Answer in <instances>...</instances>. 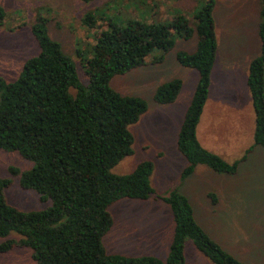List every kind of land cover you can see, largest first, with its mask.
<instances>
[{"label":"trees","instance_id":"1","mask_svg":"<svg viewBox=\"0 0 264 264\" xmlns=\"http://www.w3.org/2000/svg\"><path fill=\"white\" fill-rule=\"evenodd\" d=\"M95 0H83L92 3ZM195 14L191 27L184 15L169 23L105 20L107 29L96 32L90 57L85 60L88 84L79 79L74 61L51 39L48 21L38 17L31 26L38 53L24 62L14 81L0 77V150L18 153L32 169L10 168L23 190L35 191L44 210L22 211L10 205L5 191L10 178H0V238L16 233L19 239L0 243V254L28 248L36 264H185V244L191 241L211 264H249L228 253L196 222L190 201L177 191L158 198L172 213L173 234L164 261L154 256L128 257L109 253L104 237L113 226L110 208L122 199L148 200L154 193L152 161L117 175L112 169L133 154L129 127L147 112L146 100L124 96L110 86L113 77L125 75L147 63L155 50L163 62L175 47L173 36L196 35V49L178 51L177 63L198 74L197 84L177 134L176 147L186 160L181 181L205 166L215 173L234 174L254 146L264 150V0L260 1L258 37L260 53L249 64L247 87L254 112L253 145L239 160L228 163L203 148L197 126L208 99L217 40L213 11L216 0ZM6 18L0 6V27ZM96 13L81 18L87 29L96 27ZM182 81L161 84L153 95L158 105H171ZM215 202V199H214Z\"/></svg>","mask_w":264,"mask_h":264},{"label":"rangeland","instance_id":"2","mask_svg":"<svg viewBox=\"0 0 264 264\" xmlns=\"http://www.w3.org/2000/svg\"><path fill=\"white\" fill-rule=\"evenodd\" d=\"M206 0H0L6 18L0 27V77L14 81L24 62L37 55L38 47L31 35V26L40 16L48 21L51 39L75 63L83 85L88 84L85 60L90 57L96 32L107 29L105 20L118 23L139 20L146 23H169L176 15H184L194 29L195 14ZM261 0H216L213 11L217 40L216 60L211 72L208 98L197 129L200 143L217 148L215 154L228 163L239 160L253 145L254 112L247 87L250 62L260 53L258 37ZM96 13V27L87 29L81 18ZM175 47L163 62L152 60L161 55L155 50L147 63L125 75L112 78L110 86L124 96L147 101L148 110L129 127L134 137L133 154L112 172L128 174L143 161H152L151 186L154 193L148 200L122 199L110 208L113 226L103 244L111 254L128 257L154 256L164 261L173 234L170 208L159 199L177 191L188 198L196 222L224 250L249 264H264V150L254 146L239 163L236 173H215L197 166L194 173L181 181L186 160L176 147L177 131L189 105L198 80L195 70L180 66L178 51L192 53L196 35L184 39L175 34ZM173 79L182 81V89L172 105L153 101L156 89ZM201 143V144H202ZM231 161V162H230ZM33 164L18 153L0 150V178H10L5 191L7 202L22 210H44L50 201L42 202L32 190L19 186V177L10 168L32 169ZM157 197L159 199H157ZM215 199V202H214ZM16 233L0 238L19 239ZM0 264H36L28 248H16L0 254ZM185 264H211L194 247L185 244Z\"/></svg>","mask_w":264,"mask_h":264},{"label":"crops","instance_id":"3","mask_svg":"<svg viewBox=\"0 0 264 264\" xmlns=\"http://www.w3.org/2000/svg\"><path fill=\"white\" fill-rule=\"evenodd\" d=\"M208 96H210V95H208ZM208 101H210V99L208 98L207 99V101H206V104L207 103H209ZM206 104H205V106H206ZM172 105V104H171ZM204 106V107H205ZM202 115H203V112H202ZM202 115H201V117H202ZM201 117H200V120H201ZM199 124H200V121H199ZM198 124V125H199ZM181 125V124H180ZM180 127V126H179ZM197 129H198V126H197ZM178 131H179V128H178ZM178 131H177V134H178ZM197 138H198V136H197ZM198 141H199V139H198ZM199 143H200V141H199ZM202 143V142H201ZM200 143V144H201ZM204 143V142H203ZM203 143L201 144V146L203 147V148H205V149H207L208 151H211V152H217V148L214 146V145H210V143L208 142V140H207V143H205L206 145H203ZM252 146V145H251ZM247 150V149H246ZM219 155V154H218ZM220 157H222L223 159H224V157L223 156H221V155H219ZM225 160V159H224ZM236 161V160H235ZM228 162V161H227ZM231 162V161H230Z\"/></svg>","mask_w":264,"mask_h":264}]
</instances>
